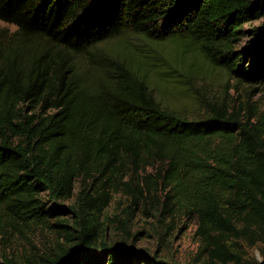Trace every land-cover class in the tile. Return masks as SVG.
Here are the masks:
<instances>
[{
  "label": "trees",
  "instance_id": "obj_1",
  "mask_svg": "<svg viewBox=\"0 0 264 264\" xmlns=\"http://www.w3.org/2000/svg\"><path fill=\"white\" fill-rule=\"evenodd\" d=\"M263 17L262 0H0V20L47 45L28 64L0 53V264H140L142 255L101 236L99 215L128 175L147 188L131 190L136 202L157 191L170 209L196 215L215 258L231 255L234 237L264 242V112L253 102L261 89L201 98L193 115L159 101L148 60L122 61L110 46L127 33L170 41L193 57L191 74L221 70L241 93L264 85V29L238 48ZM83 56L93 64L86 75L74 60ZM149 168L156 174L139 178ZM77 182V204L65 205ZM33 227L69 246L11 256L10 240Z\"/></svg>",
  "mask_w": 264,
  "mask_h": 264
},
{
  "label": "rangeland",
  "instance_id": "obj_2",
  "mask_svg": "<svg viewBox=\"0 0 264 264\" xmlns=\"http://www.w3.org/2000/svg\"><path fill=\"white\" fill-rule=\"evenodd\" d=\"M254 28L264 29V17L246 25L248 33L238 45L240 50L249 47ZM16 32V26L0 20V53L4 51L11 57L17 56L19 65L28 64L47 45L43 41L18 36ZM110 46L117 50L122 49L121 57H115L122 61L134 56L150 62L151 89L165 106L185 109L197 115V101L201 98L225 95L228 92L230 96L235 95L240 99L246 95V90L249 94L253 88L259 87L261 92L253 97V102L264 112V85L245 83L241 93H235L233 86L236 79L221 70L211 69L207 77L201 79L190 73L193 57L189 54L184 58L177 51V45L170 41L154 45L141 35L127 33L111 42ZM101 47L107 48V45ZM74 60L79 72L84 75L90 72L93 64L87 57H76ZM149 174L155 175V170L149 168L141 172L139 178ZM121 180L118 190L112 194L110 205L99 215V221L104 227L101 236L109 244L130 248L142 255L140 264H264V242L251 244L248 239L239 237L232 238L228 243L230 256L215 258L197 235L199 224L196 215L188 216L177 209H170L169 205H165L164 194L157 191L136 202L131 190L138 187L147 189L143 186L144 183L141 186V179L132 178L130 175ZM79 191L80 183L77 182L75 196L66 201L65 205L77 204ZM64 215L71 234L76 235L74 215ZM69 243L63 235L46 228L33 227L25 235L14 236L7 252L11 256L22 250L39 257L54 256L57 250L62 246H69Z\"/></svg>",
  "mask_w": 264,
  "mask_h": 264
}]
</instances>
